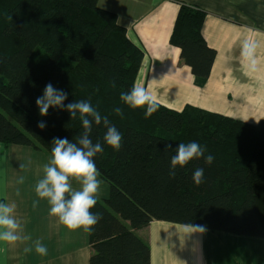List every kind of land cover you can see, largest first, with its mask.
<instances>
[{
	"label": "trees",
	"instance_id": "trees-1",
	"mask_svg": "<svg viewBox=\"0 0 264 264\" xmlns=\"http://www.w3.org/2000/svg\"><path fill=\"white\" fill-rule=\"evenodd\" d=\"M205 15L180 3L169 36L197 86L216 56L202 34ZM142 57L115 12L97 0H0V142L51 154L54 138L77 141L79 116L52 107L39 114L35 101L49 83L68 94L65 105L90 100L121 132L118 151L104 142L103 125L94 124L90 134L104 149L94 160L109 194L91 209L101 219L88 234L94 250L88 264H150V247L135 230L154 220L264 238V119L249 123L191 104L176 110L160 103L145 118V109L120 100ZM192 141L214 157L212 164L193 160L170 177L176 147ZM198 167L200 185L192 179Z\"/></svg>",
	"mask_w": 264,
	"mask_h": 264
},
{
	"label": "crops",
	"instance_id": "crops-1",
	"mask_svg": "<svg viewBox=\"0 0 264 264\" xmlns=\"http://www.w3.org/2000/svg\"><path fill=\"white\" fill-rule=\"evenodd\" d=\"M180 3L206 13L202 34L216 56L202 86L195 84L179 48L169 43ZM97 4L115 12L128 39L143 51L134 84L144 85L160 104L176 110L191 104L249 123L264 119V0H97ZM245 42L254 46L250 60L241 56ZM50 158V153L29 145L0 142V202L16 204L15 215L32 238L15 246L0 242V264L89 263L94 250L88 234L61 225L49 215L46 200L33 207L39 199L35 185ZM20 176L25 177L23 184L17 183ZM101 180L99 199L109 194L107 182ZM72 186L80 188L75 180ZM135 234L150 247V264H264V238L161 220ZM35 240L46 246V255L35 252ZM25 247L32 251L25 252Z\"/></svg>",
	"mask_w": 264,
	"mask_h": 264
},
{
	"label": "clouds",
	"instance_id": "clouds-1",
	"mask_svg": "<svg viewBox=\"0 0 264 264\" xmlns=\"http://www.w3.org/2000/svg\"><path fill=\"white\" fill-rule=\"evenodd\" d=\"M254 46L245 42L241 56L244 59H252ZM115 87V82H111ZM68 94L47 84L43 94L37 97L35 103L41 116H46L50 107L66 110L70 113L71 119L79 116L83 127V133L76 142L67 138H54L49 162L43 165V178L35 185V193L39 198L33 202L36 207L39 200H46L49 205V215L58 219V222L69 231L82 229L83 232L91 234L94 226L101 219V216L91 211L96 206L101 195L103 181L99 179V170L95 165L94 157L103 152L100 142L93 143L90 134L93 125H103L106 132L103 136L104 142L113 150L121 147L122 134L117 127L110 122L107 116H102L93 107L90 100H79L64 104ZM120 100L131 109L143 108L145 118L151 117L158 111L160 105L157 99L142 84H134L127 92H121ZM113 112L123 118L124 112L121 107H115ZM38 128H45L44 121H38ZM171 145H165V150ZM206 148L198 142L179 143L175 149V155L171 157L169 176L176 175L175 169L179 166L184 168L193 160L203 158L206 164H212L214 157L205 155ZM24 168V165H21ZM193 182L200 185L204 182V169L196 168L192 176ZM24 176L17 180L23 184ZM75 180L79 189H74L72 181ZM19 195V189H17ZM16 204L0 202V242L5 245L15 246L25 244L32 238L24 233L21 220L16 215ZM35 252L44 256L47 254L46 246L40 241L32 242ZM3 249H0L2 251ZM25 252L32 251V247H25Z\"/></svg>",
	"mask_w": 264,
	"mask_h": 264
}]
</instances>
